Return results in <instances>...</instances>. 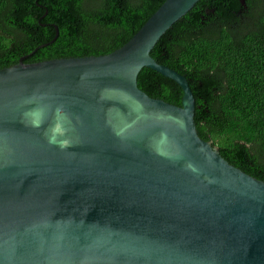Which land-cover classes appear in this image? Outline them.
I'll return each instance as SVG.
<instances>
[{
    "label": "water",
    "instance_id": "95a60500",
    "mask_svg": "<svg viewBox=\"0 0 264 264\" xmlns=\"http://www.w3.org/2000/svg\"><path fill=\"white\" fill-rule=\"evenodd\" d=\"M199 1L166 0L110 54L0 69V264H264V182L199 136L188 80L151 56Z\"/></svg>",
    "mask_w": 264,
    "mask_h": 264
},
{
    "label": "trees",
    "instance_id": "16d2710c",
    "mask_svg": "<svg viewBox=\"0 0 264 264\" xmlns=\"http://www.w3.org/2000/svg\"><path fill=\"white\" fill-rule=\"evenodd\" d=\"M165 1L0 0V69L23 58L32 64L110 54ZM55 27L59 36L49 45ZM151 56L188 80L199 136L264 182V0H200ZM138 86L181 106L180 86L149 68L140 72Z\"/></svg>",
    "mask_w": 264,
    "mask_h": 264
},
{
    "label": "clouds",
    "instance_id": "9594fccd",
    "mask_svg": "<svg viewBox=\"0 0 264 264\" xmlns=\"http://www.w3.org/2000/svg\"><path fill=\"white\" fill-rule=\"evenodd\" d=\"M58 111H59V110H58ZM54 131H55V132H58V133H60V134H63V133L66 131V129H64V127H63L62 124H59V123H58V124L56 125ZM52 142H54V140H53Z\"/></svg>",
    "mask_w": 264,
    "mask_h": 264
}]
</instances>
